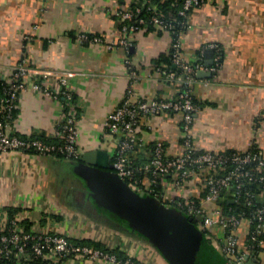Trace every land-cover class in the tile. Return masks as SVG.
<instances>
[{"label":"crops","instance_id":"crops-1","mask_svg":"<svg viewBox=\"0 0 264 264\" xmlns=\"http://www.w3.org/2000/svg\"><path fill=\"white\" fill-rule=\"evenodd\" d=\"M138 1L0 0V79L11 82L14 67L23 58L32 70L23 81L26 89L20 94L10 132L28 138L53 136L67 107L60 96H46L33 84L47 83L57 89L60 78L73 72L67 87L74 95L80 150V159L73 161L32 152H0V232L11 207L18 210L17 225L30 221L31 231L99 240L121 248L139 264H168L147 240L108 213L113 224L98 217L101 211L90 178L97 174L103 180L109 170L84 159L96 161L94 153L104 151L114 164L119 138L108 132L107 122L129 90L131 99L150 100L167 99L183 89L180 81L168 82L154 69V61L171 50L169 31L157 25L136 33L121 31L117 12ZM81 33L100 35L113 47L82 41ZM122 39L128 47L120 43ZM179 40L182 57L192 66L210 67L205 66L208 48L214 49L213 65L217 57L220 60L211 77L195 75L191 85L200 107L192 130L195 149L214 153L253 149L264 158V0H203L191 11L189 27ZM46 71L52 75L43 81ZM139 137L142 142L130 154L135 164L148 163L158 140L166 143L171 157L184 150L181 121L174 114L143 117ZM200 175H192L180 186L168 176L162 182L166 198H200L204 193ZM227 201L228 195H222L206 204L208 213L223 214ZM91 204L98 216L89 211ZM250 227L245 221L237 230L240 249L246 246ZM222 239L221 228H215V244L219 246ZM257 257L258 264H264V250ZM61 264L121 263L76 255Z\"/></svg>","mask_w":264,"mask_h":264},{"label":"built area","instance_id":"built-area-1","mask_svg":"<svg viewBox=\"0 0 264 264\" xmlns=\"http://www.w3.org/2000/svg\"><path fill=\"white\" fill-rule=\"evenodd\" d=\"M150 2L151 0H145L143 7L121 8L117 12L122 21L121 31L125 34L136 33L143 29L146 24H150L160 26L172 35L177 34L178 39L173 41L171 46L172 62L180 72H162L160 68L154 69L168 82L180 81L183 89L167 99L150 100L131 99L133 91H128L126 98L110 114L107 122L108 132L119 138L114 160V171L134 190L143 191L145 194L158 199L161 198L167 206L174 207L176 205L188 216L193 217L199 229L205 233L214 246V229L221 228L223 239L219 246L216 245L217 249L230 264H244L250 258L257 257L264 250V158L260 152L253 149L231 151L229 153H214L195 149L192 130L195 114L200 107L194 99L191 85L198 70L215 71L219 65V58H216L214 65L207 68L188 64L182 57L179 36L189 27L191 11L199 6L203 0H183L178 11L180 19H175L173 22H166L155 14L148 17L141 16L143 9L152 11ZM79 38L82 41L88 40L103 44L107 48L113 47V43H107L100 35L81 33ZM120 43L125 47L129 46L126 39L120 40ZM30 75H32V70L26 59L23 58L14 67L13 80L9 82V87L6 90L7 96L0 102V152H32L57 158L60 156L59 158L66 161L78 159L80 157L78 119L73 107L74 95L67 87V78L73 77V72H66L60 78V87L57 89L50 87L47 83L35 82L33 84V89L42 92L44 95L54 98L60 96L65 101L66 116L52 136L57 139V142L39 137H21L10 132V122L7 119L11 118L13 110L18 108L17 103L20 94L26 89L23 81ZM50 75H52L51 71L43 72L42 80L46 81ZM133 75L136 78L138 77L135 72ZM165 114H174L180 118L183 153L176 157L169 156L166 152V143L158 140L151 148L148 163L141 167L136 166L132 162L130 154L142 142L139 137L141 119L145 116ZM3 118L6 120H3ZM142 170L151 174L150 179H146L147 184L143 183V186L137 178L138 173ZM198 172L201 173L200 178L204 190V196L200 197L199 202L193 195L183 196L181 199L166 198L162 182L166 181L168 176H173L175 184L180 186L186 179ZM158 182L162 186L161 191L153 187ZM254 183L261 187V194H255L248 190L244 193V204L246 206L252 205L258 197L261 199V206L254 211L249 213L246 211L234 212L232 208H229L216 217L208 213L206 204L219 201L224 191H229V200H233L232 205H235L239 203L244 186ZM245 221L251 227L246 246L244 249H240L237 230ZM70 255H79L92 260L128 263L118 261L114 255L105 253L100 249L72 245L66 235L55 232H26L23 227L16 225L10 233L2 235L0 238V258L15 256L18 262H21L41 257L53 261L52 264H54L59 258Z\"/></svg>","mask_w":264,"mask_h":264},{"label":"water","instance_id":"water-1","mask_svg":"<svg viewBox=\"0 0 264 264\" xmlns=\"http://www.w3.org/2000/svg\"><path fill=\"white\" fill-rule=\"evenodd\" d=\"M206 52L205 66H211L214 49L208 48ZM212 74L200 69L196 76L204 79ZM94 155L96 161L87 156L84 159L109 170L103 180L97 174L90 178L95 188L93 198L101 212L126 221L132 232L147 240L168 264H230L199 229L193 217L176 207L167 206L152 195L134 190L114 171V164L108 162L106 152L97 151ZM233 203V200L227 201V204ZM258 263L259 258L253 257L244 264Z\"/></svg>","mask_w":264,"mask_h":264},{"label":"trees","instance_id":"trees-1","mask_svg":"<svg viewBox=\"0 0 264 264\" xmlns=\"http://www.w3.org/2000/svg\"><path fill=\"white\" fill-rule=\"evenodd\" d=\"M183 0H151L150 4L152 6V11H147L146 9H143L141 12V16H145L148 17L151 14H155L158 15L161 19L165 20L166 22H173L175 19H180V16L178 14V11L181 8ZM145 3V0H139L137 3H133L130 7L131 8H136V7H143ZM150 26V28H153V25L150 24H146L144 26L147 27ZM179 30V28H178ZM173 36V41H176L178 39L177 34L172 35ZM220 63V60H219ZM154 68H160L161 71H172V72H180V70L178 68H175L172 62V49L167 52L164 53L162 55H160V57H158L155 61H154ZM9 87V82L5 79H0V102L1 100L7 96L6 94V90ZM63 102L65 103V101L63 100ZM17 113V109H14L12 112V116L11 118H8V122L11 123V121L15 118ZM1 118V116H0ZM3 120H6L3 118ZM39 138L42 139H48L51 140L53 142H57V139L55 137H43L40 136ZM153 146V145H152ZM227 151L228 153L231 152ZM60 157V156H59ZM58 157V158H59ZM57 158V157H56ZM62 159V158H59ZM80 157L78 159H74V160H79ZM149 161V159H148ZM147 161V162H148ZM135 164V163H134ZM136 166H144V165H139V164H135ZM151 174L146 172V171H140V173H138L137 178L140 180V184L141 186H143V183H145V180L147 178L150 179ZM130 182V181H128ZM153 187H155L156 190L161 191L162 186L160 184V182H158L157 184H154ZM251 191L255 194H261V187L254 183V184H247L244 186L243 188V193L240 196L239 199V203L232 205V204H228L226 205V203H224L223 205L225 206V209H229L232 208L234 212H241V211H246V212H252L254 211L257 207L261 206V199L258 197L254 200L253 204L250 206H246L244 204L245 201V191ZM229 191H224L223 195H228ZM204 196V194L202 195V197ZM197 201H200V198H196ZM160 200L162 201V199L160 198ZM174 207L178 208L181 210V208L177 207L176 205H174ZM9 211V220L8 223L5 227V229L3 231L0 232V238L2 237V235H6L8 233H10V231L17 225V220H16V213L18 212L17 209H13V208H8ZM112 219H114L117 223H119V225L122 226H126L127 228H130L128 223L124 220H119L115 217H113L112 215H110ZM23 224V228L26 232L31 231V226H32V222L27 221V220H23L21 222ZM20 226V225H19ZM132 230V229H131ZM69 242L72 245H80V246H88V247H92V248H96V249H100L102 251H104L105 253H108L110 255H114L118 261H121L123 263L128 262L129 263H136L139 264V262L135 259L130 258L121 248L119 247H109L107 246L105 243H103L102 241L99 240H93V239H89V238H82V239H78V238H68ZM73 255H70L68 257H62L59 258V260L54 263V264H61L62 262L68 260L69 258H71ZM0 264H51L50 261L48 259H44V258H37V259H33V260H29V261H21L18 262V259L15 256H11L9 258L6 257H2L0 258Z\"/></svg>","mask_w":264,"mask_h":264},{"label":"flooded vegetation","instance_id":"flooded-vegetation-1","mask_svg":"<svg viewBox=\"0 0 264 264\" xmlns=\"http://www.w3.org/2000/svg\"><path fill=\"white\" fill-rule=\"evenodd\" d=\"M95 207L91 204L89 211L92 212L94 215L98 216V214L95 212ZM102 221H105L108 224H113L111 223L112 219L110 218V216L104 212H101V214L99 213L98 216ZM113 222V221H112Z\"/></svg>","mask_w":264,"mask_h":264},{"label":"rangeland","instance_id":"rangeland-1","mask_svg":"<svg viewBox=\"0 0 264 264\" xmlns=\"http://www.w3.org/2000/svg\"><path fill=\"white\" fill-rule=\"evenodd\" d=\"M212 215H213L214 217L218 216L216 213H212ZM215 247H216V244H215ZM216 248H217V247H216Z\"/></svg>","mask_w":264,"mask_h":264}]
</instances>
